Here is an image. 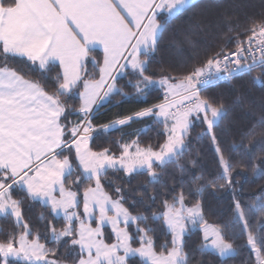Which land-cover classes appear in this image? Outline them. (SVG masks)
<instances>
[{"label":"snow or ice","instance_id":"1","mask_svg":"<svg viewBox=\"0 0 264 264\" xmlns=\"http://www.w3.org/2000/svg\"><path fill=\"white\" fill-rule=\"evenodd\" d=\"M199 5L200 0H0V59L4 61L0 66V214L14 217L22 229L0 241V264H60L48 259L55 250L40 243L39 233L33 235L24 220L23 201L13 198L14 188L33 201H42L52 220L63 214L62 228L57 229L52 221L46 227L54 243L71 237L72 250L79 246L74 264H192L191 254L185 251L186 235L197 226L203 232V243L196 250L201 255L211 250L224 260L236 254L221 228L205 220L201 202L186 203L182 181L180 191L175 185L170 188L161 201L162 209L151 214L153 221L163 222L170 236L159 249L150 235L154 231L148 226L150 217L133 214L134 204L125 207L122 188L113 189V198L102 184L109 169L129 176L143 170L151 182H159L157 168L178 162L191 127L199 121L206 125L205 134L215 147L221 169L206 186L233 187L235 167L215 132L228 109L222 100L204 93L220 80L264 67V18L228 38L229 43L235 41L234 51L222 47L187 74L162 75L156 80L149 66L164 34L173 20L186 18ZM97 46L103 51L102 62L93 54ZM15 57L26 58L42 71L58 67L55 90L49 92L43 84L8 67L7 61ZM89 60L98 68V79L87 72ZM120 77L132 78L129 83L138 98L146 97L158 84L164 90L163 99L101 127L154 117L163 125L165 139L156 147H141L138 140L124 143L116 156L108 148L94 151L89 145L95 108L104 101L110 103L113 95H129L118 87ZM253 79L264 83L260 77ZM73 96L79 98L78 108L69 107L63 99ZM70 116L77 119L69 120ZM258 124L264 129V116ZM248 135L249 139L255 136L254 129ZM73 161L81 170L74 178ZM253 171L264 179V167L253 165ZM84 181L89 183L81 199L79 188ZM204 187H198L197 194ZM260 191L249 205L236 199L233 189L235 218L243 223L255 264H264V187ZM150 199L154 203L156 198ZM256 214L254 227L249 216ZM105 225L111 226L115 243L105 242ZM133 225L135 233L130 231ZM136 243L138 247L133 246Z\"/></svg>","mask_w":264,"mask_h":264},{"label":"trees","instance_id":"2","mask_svg":"<svg viewBox=\"0 0 264 264\" xmlns=\"http://www.w3.org/2000/svg\"><path fill=\"white\" fill-rule=\"evenodd\" d=\"M261 18H264V0H200L199 7L189 13L186 18L172 21L158 51L152 57L149 70L155 73V79L162 75L187 74L194 64L198 65L206 61L222 47L227 50L235 48V41L229 43L228 38L234 36L236 32H243L252 21H259ZM229 28L234 31H229ZM93 54L98 60H102V53L99 49L96 48ZM3 63L4 61L0 59V66H3ZM7 66L18 70L25 75L26 79L43 84L47 91L55 90L58 67L53 66L50 72L42 71L28 62L26 58L20 57L8 60ZM86 69L95 77L98 75V68L91 60L87 63ZM254 77L264 80V67L257 66L250 74L234 76L231 80L227 78L220 80L204 93L215 100H222L228 109L227 118L215 129V132L225 156L230 158V162L235 167L232 173L235 183L232 188L225 186L221 189L206 186L209 180L218 177L221 169L215 147L210 137L205 134L206 125L199 121L194 122L191 127L185 141L187 148L178 158V162L169 163L162 169L157 168L159 182H151V178L143 170L140 174L129 176L122 171L109 169L102 179L105 191L113 198L116 197L113 191L115 187L124 190L123 194L127 200L125 207L134 204L135 207L130 209L133 214L150 217L148 226L154 229L150 235L157 249L165 240H170V236L163 228V222L153 221L151 214L158 213L162 209L161 201L170 188L175 185L177 191H180L182 181L186 203L191 206L199 200L203 207L205 220L212 225L219 226L226 240L236 249L233 257L224 258V260L213 254L211 250L201 255L196 251L203 243L201 228L199 226L190 227L186 235L185 251L191 254L192 264H198V262L199 264H255V255L251 247L247 245V234L243 230V223L235 218L233 201V189H235L236 199L243 204L250 205L254 198L261 194V187H264V179L253 171V165L264 167L262 163L264 161V129L258 124L260 117L264 116V83L254 80ZM130 80H132L131 77H120L118 80V87L127 92L128 97L113 95L110 103L104 101L95 108L93 125L97 129L92 133L89 145L92 149L108 148L112 154L119 155L122 151L121 145L133 140H138L140 145L145 147L148 145L156 147L163 143L165 139L163 125L158 123L154 117L133 119L127 125H117L108 129L101 127L113 120L132 115L163 99L164 92L158 84L149 89L146 97L138 98L129 83ZM63 99L69 107H79L78 96ZM76 119V116L69 117L72 121ZM253 129L256 135L249 139L248 134ZM73 157L74 152L70 158L73 159ZM73 163L75 164V161ZM74 169L73 178L81 171L78 168ZM195 177H203V179L195 180ZM219 182L223 183V181ZM88 183L84 181L80 185V197H82L83 188ZM91 183L94 185V181ZM201 185H205L204 191L197 194L196 189ZM72 187L77 190L74 185ZM13 195L16 199L23 201L24 220L29 224L32 232L39 233L46 247L55 250L54 256L67 262H74L79 250L77 247L72 250L71 237L54 243L46 227L47 221H52L57 228H61L63 218L59 216L52 220V216L49 215L50 210L42 201L31 200L19 188L13 189ZM150 197L156 198L154 203ZM41 213L44 214V219H41ZM258 217L259 214L249 216L252 226L257 225ZM20 230L21 228L12 216L0 214V241L9 235L19 233ZM130 231L135 233V225ZM104 232L107 240L111 241L113 236L109 227L105 226ZM138 245L136 243L133 246ZM135 260H139V257Z\"/></svg>","mask_w":264,"mask_h":264},{"label":"rangeland","instance_id":"3","mask_svg":"<svg viewBox=\"0 0 264 264\" xmlns=\"http://www.w3.org/2000/svg\"><path fill=\"white\" fill-rule=\"evenodd\" d=\"M159 80V79H158ZM150 107V106H149ZM196 122V121H195ZM110 128H112V127H110ZM94 129L96 130L97 129V127L96 126H94ZM94 130V131H95ZM93 131V132H94ZM164 142V141H163ZM94 150V149H93ZM102 149H100V150H94V151H101ZM74 152V151H73ZM116 156H119V155H116ZM71 159V158H70ZM76 163L77 162H75V164H74V168H75V165H76ZM74 190V189H73ZM81 195L83 196V190H82V193H81ZM13 198L14 199H16V197L13 195ZM81 199H82V197H81ZM81 210H82V208H81ZM62 218H63V214L61 213V215H60ZM14 218V217H13ZM15 219V218H14ZM210 224V223H209ZM210 225H212V224H210ZM63 226H64V223H63ZM62 226V227H63ZM96 225L95 224H93V227H95ZM105 226H107V227H109V229H110V232H111V234H112V236H113V238H112V240L111 241H108L107 240V238H106V236H105V232H104V227ZM104 227H103V232H104V239H105V242H107V243H115L116 241H115V236H114V234L112 233V230H111V226L110 225H105ZM61 227V228H62ZM57 229H60V228H57ZM20 231H22V229L20 230ZM201 232H202V230H201ZM33 235L35 236V234L33 233ZM50 238H52V236H51V233H50ZM202 238H203V232H202ZM40 243H43V244H45V242L43 241V240H41L40 239ZM139 246V245H138ZM138 246H134V247H138ZM74 247H77L78 248V250H79V246L77 245V246H74ZM122 254V253H121ZM255 255V254H254ZM48 259H50V260H56V261H59L60 262V264H74V262H67V261H65V260H61V259H59V258H57L56 256H52V255H49V257H48Z\"/></svg>","mask_w":264,"mask_h":264},{"label":"crops","instance_id":"4","mask_svg":"<svg viewBox=\"0 0 264 264\" xmlns=\"http://www.w3.org/2000/svg\"><path fill=\"white\" fill-rule=\"evenodd\" d=\"M97 49H99L100 51H101V53H102V59H103V51H102V48L100 47V46H97L96 47ZM101 62H102V60H101ZM96 79H98L99 78V73H98V75L95 77ZM159 78H157L156 80H158ZM82 90V89H81ZM163 92H164V90H163ZM159 103V102H158ZM132 143V141L131 142H129V144H131ZM141 147H145V146H141Z\"/></svg>","mask_w":264,"mask_h":264},{"label":"built area","instance_id":"5","mask_svg":"<svg viewBox=\"0 0 264 264\" xmlns=\"http://www.w3.org/2000/svg\"><path fill=\"white\" fill-rule=\"evenodd\" d=\"M228 50H230V51H234L235 50V48H232V49H228ZM164 95V94H163Z\"/></svg>","mask_w":264,"mask_h":264}]
</instances>
